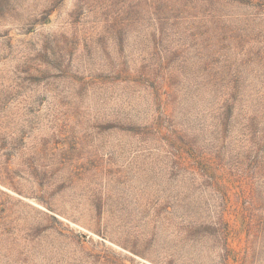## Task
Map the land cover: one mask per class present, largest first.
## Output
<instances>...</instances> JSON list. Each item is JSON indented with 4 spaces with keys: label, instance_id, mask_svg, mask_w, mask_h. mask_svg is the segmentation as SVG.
<instances>
[{
    "label": "rangeland",
    "instance_id": "1",
    "mask_svg": "<svg viewBox=\"0 0 264 264\" xmlns=\"http://www.w3.org/2000/svg\"><path fill=\"white\" fill-rule=\"evenodd\" d=\"M0 264H264V0H0Z\"/></svg>",
    "mask_w": 264,
    "mask_h": 264
},
{
    "label": "trees",
    "instance_id": "2",
    "mask_svg": "<svg viewBox=\"0 0 264 264\" xmlns=\"http://www.w3.org/2000/svg\"><path fill=\"white\" fill-rule=\"evenodd\" d=\"M226 240H227V238H226Z\"/></svg>",
    "mask_w": 264,
    "mask_h": 264
}]
</instances>
